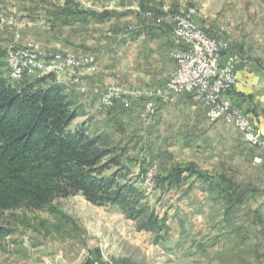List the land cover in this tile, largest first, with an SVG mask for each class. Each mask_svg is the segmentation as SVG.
<instances>
[{"label":"rangeland","instance_id":"obj_1","mask_svg":"<svg viewBox=\"0 0 264 264\" xmlns=\"http://www.w3.org/2000/svg\"><path fill=\"white\" fill-rule=\"evenodd\" d=\"M191 7L198 9L200 21L216 24L231 43L238 34L255 46L264 41V0H2L0 55L5 57L12 48L36 46L98 60L96 54L110 51L117 40L112 39L114 33L120 39L154 28L145 11L160 14ZM66 10L96 16L111 12L119 19L95 25L94 18L86 17L87 22L68 26L77 19L66 16ZM231 18L245 25L244 31L235 33L231 21L236 20ZM177 49L178 44L174 52ZM21 83L11 84L20 88ZM163 85L152 91L118 87L150 94ZM147 99L134 102L132 110L119 107L111 114L106 112L112 110H105L93 119L131 157L149 164L141 187L158 214L167 216V240L156 243L152 234L138 232L119 210L94 206L78 195L56 200L55 213L46 209L5 214L15 231L0 242V264H264V165L254 163V149L234 126L211 124L204 105L192 97L191 107L181 98L172 106L159 105L156 122L147 125L142 117ZM189 165L231 180L245 195V203L225 217V206L210 201L199 184L187 197L188 182L178 190L157 188L158 175ZM150 168H155L154 187L147 188L144 179ZM200 244L208 248L201 250Z\"/></svg>","mask_w":264,"mask_h":264},{"label":"trees","instance_id":"obj_2","mask_svg":"<svg viewBox=\"0 0 264 264\" xmlns=\"http://www.w3.org/2000/svg\"><path fill=\"white\" fill-rule=\"evenodd\" d=\"M65 15L103 21L115 14L66 10ZM78 117L54 75L21 88L0 77V242L15 231L5 214L46 209L55 213L56 200L78 195L94 206L119 210L138 232L165 242L167 216L158 214L141 187L149 164L131 157L108 134L92 133L86 123L72 128ZM156 180L161 191L178 190L188 182L184 197L199 184L210 201L225 206V217L245 203V195L231 180L195 165L175 166Z\"/></svg>","mask_w":264,"mask_h":264},{"label":"built area","instance_id":"obj_3","mask_svg":"<svg viewBox=\"0 0 264 264\" xmlns=\"http://www.w3.org/2000/svg\"><path fill=\"white\" fill-rule=\"evenodd\" d=\"M144 14L151 18L153 27L167 29L179 45L173 53L175 68L169 80L150 94L138 89L126 91L113 85L96 88L93 92L97 99L89 113L95 115L119 107L131 110L134 102L147 97L142 117L147 125H152L157 120L160 104L172 106L179 98L190 96L207 108L211 124L223 122L234 126L244 142L258 151L254 163L264 165V135L253 118L229 97L238 82L236 57L229 55L223 62L225 55L231 52V42L209 36L195 7L181 12L154 14L148 11ZM5 61L8 80L13 84H19L25 78L37 80L51 75L60 83V77L65 75L69 85L80 87L84 72L94 74L97 70L93 56L81 58L72 53L42 51L36 46L9 49ZM154 170L148 171L144 179L147 188L154 187ZM93 264L103 263L95 261Z\"/></svg>","mask_w":264,"mask_h":264},{"label":"crops","instance_id":"obj_4","mask_svg":"<svg viewBox=\"0 0 264 264\" xmlns=\"http://www.w3.org/2000/svg\"><path fill=\"white\" fill-rule=\"evenodd\" d=\"M1 1L2 0H0V2ZM234 2H236V0H233V3ZM234 13H237L236 10ZM237 15L239 16L240 14L237 13ZM257 17L260 18L258 15ZM225 18L227 20L230 19L229 16ZM118 19L119 17H113L103 21L94 19L93 22L95 25H104ZM82 21L87 22L88 19L86 17H80L72 23L68 22L67 25L72 26L74 22L82 23ZM200 23L202 25L204 24L203 26L209 36L223 39L219 27L214 26L216 24L212 25V22H204V20H201ZM231 23L235 27V33L238 30H243L241 27L243 25L240 21H231ZM243 27H245V25ZM238 35L231 43L230 54H226L223 59L225 63L229 55L236 57L235 66L238 72V82L229 97L236 105L253 118L258 129L264 135V41L255 46V44L247 42L244 36L239 38ZM119 37L118 34L114 33L112 39L117 40L110 48V51L102 50L96 54L98 58V60H96L98 61V63H96L98 66L97 73L89 74L84 72L83 82L80 87L69 85L65 75L60 77L59 84L64 86L69 100L79 114V117L73 123L74 126L72 125L73 128L86 123L92 133H102L103 128L102 130L100 129L101 124L93 119L97 114L91 115L89 113L97 99V95L93 92L94 89L113 85L123 88L142 87L145 90L152 91L169 80L175 68L173 52L177 44L172 34L167 29L163 27H148L147 29L141 30L136 35H123L120 39ZM76 54L77 56L84 57V54ZM108 61H110L109 66L107 64ZM1 64L3 67L0 68V77L8 79L9 72L5 57L0 55V65ZM138 81L140 83H135ZM32 82H35V79L25 78L20 88ZM189 98L191 97L183 96L181 97V100H183L180 101L182 104L191 107L192 105ZM137 103H139V101H137ZM124 110L128 111V109ZM115 111L116 110H112L106 113L111 114ZM108 123L109 121L106 123L107 126H109ZM98 129L99 132H96ZM254 151L255 154L258 153L257 150L254 149Z\"/></svg>","mask_w":264,"mask_h":264}]
</instances>
